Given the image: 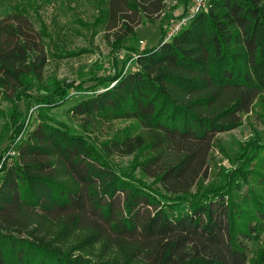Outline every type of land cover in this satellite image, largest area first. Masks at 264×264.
<instances>
[{"label": "trees", "instance_id": "1", "mask_svg": "<svg viewBox=\"0 0 264 264\" xmlns=\"http://www.w3.org/2000/svg\"><path fill=\"white\" fill-rule=\"evenodd\" d=\"M8 1L0 91L12 103L15 156L0 169V264H264V136L243 146L218 186L202 185L211 153L224 151L218 134L264 101V0H209L169 41L160 21L156 46L127 48L135 71L91 79L92 93L69 110L78 129L47 114L85 81H53L18 142L16 101L50 58L77 54L79 30L103 31L115 55L166 0H91L87 20L52 29L38 14L50 0ZM125 157L127 169L117 162Z\"/></svg>", "mask_w": 264, "mask_h": 264}, {"label": "rangeland", "instance_id": "2", "mask_svg": "<svg viewBox=\"0 0 264 264\" xmlns=\"http://www.w3.org/2000/svg\"><path fill=\"white\" fill-rule=\"evenodd\" d=\"M50 3L41 4L38 9L39 19L49 28L54 26L60 27L65 23L73 22L76 16L87 20L93 14L94 6L91 0H50ZM191 0H166L163 15L153 23L143 22L136 29V38L134 41L123 44V49L118 50L115 55L111 54V48L105 38L103 31L92 38L85 30H79L82 35L75 37L72 41L70 51L77 53L75 56L62 58L60 60L49 59L42 74V81L35 82L30 90L26 91V95L21 100H17L18 110L25 118V126L16 142L21 138H25V133L32 131L38 124L39 106L36 104L39 98L49 93L52 82L59 80H69L79 78L85 81L80 93L72 91L71 96L63 103L54 107L47 115L66 123L69 127L78 129L79 121L74 118L69 110L79 101L89 96L92 92L91 86L96 81H92L93 77L102 78L113 76L116 68L122 69L123 73L135 71L136 54L128 52L127 48L132 47L138 50L152 48L158 44L161 37L159 22L163 20L165 36L186 14ZM10 2L8 0H0V18L5 17L10 11ZM38 17H33L32 23L35 30L39 28ZM75 25L79 29L78 25ZM36 37V36H35ZM127 51H126V50ZM116 65V67H115ZM111 86V85H110ZM101 89V87L99 88ZM12 103L4 98L0 91V160L7 153L14 151V147L7 148L10 142V111ZM47 113V112H46ZM264 101L257 100L250 114L242 117V125L235 130L218 134V140L221 143L223 152L215 150L211 153L208 162L209 170L207 176L202 183L203 187L211 185L218 186L220 184L219 173L226 168L232 167L238 160L240 150L251 139L256 136H264ZM114 130L123 127L121 122L113 124ZM27 135V134H26ZM14 146V145H13ZM131 161V157L117 159L121 167L127 169ZM138 175V173H137ZM245 186H242V192ZM250 250H254L256 245L254 242L249 243Z\"/></svg>", "mask_w": 264, "mask_h": 264}, {"label": "built area", "instance_id": "3", "mask_svg": "<svg viewBox=\"0 0 264 264\" xmlns=\"http://www.w3.org/2000/svg\"><path fill=\"white\" fill-rule=\"evenodd\" d=\"M209 0H191V5L188 6L186 9L187 12L185 16L172 27L168 34H166L165 41H169L173 36H175L185 25L188 21L196 14L205 11L207 9ZM15 156V150L12 152L6 153L0 160V169L2 167V162L6 160L7 157Z\"/></svg>", "mask_w": 264, "mask_h": 264}]
</instances>
